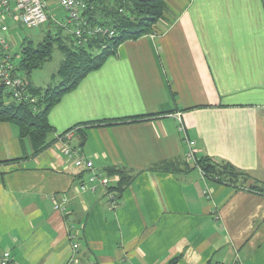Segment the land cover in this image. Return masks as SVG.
<instances>
[{
	"label": "crops",
	"instance_id": "0c3cea01",
	"mask_svg": "<svg viewBox=\"0 0 264 264\" xmlns=\"http://www.w3.org/2000/svg\"><path fill=\"white\" fill-rule=\"evenodd\" d=\"M167 3L152 33L122 42L48 115L51 140L75 127L72 144L96 169L129 173L117 207L79 190L62 143L35 153L17 125L0 122V249L18 261L264 264V191L249 188L264 189V0ZM66 18L55 19L59 32ZM51 19L22 45L51 33ZM8 22L11 50L18 24ZM180 118L198 157L230 163L249 182L211 180L187 164ZM167 162L175 166L155 168Z\"/></svg>",
	"mask_w": 264,
	"mask_h": 264
},
{
	"label": "trees",
	"instance_id": "16d2710c",
	"mask_svg": "<svg viewBox=\"0 0 264 264\" xmlns=\"http://www.w3.org/2000/svg\"><path fill=\"white\" fill-rule=\"evenodd\" d=\"M91 3L93 8L87 12L90 21L113 27V37H99L83 46H77L72 36L68 42H64L61 31L58 34L49 33L37 44L29 42L21 47L19 70L25 71L30 97L17 101L0 83V122L17 125L21 140H30L35 153L56 141V138H49L54 127L50 124L48 115L61 97L74 89L88 73L100 68L122 42L152 33L168 10L167 0H91ZM56 46L64 53V59L57 72L61 82L45 88L34 86L29 81V74L33 69L42 67L51 60ZM173 165L174 163L167 162L155 168L166 170L171 169ZM198 166L207 176L218 182L242 185L250 180L247 172L227 162H213L204 157L199 158ZM104 171L111 176H120L118 192H122L123 187L132 180L124 169L107 167ZM79 177L80 172L77 178ZM249 188L264 191L263 187L254 184Z\"/></svg>",
	"mask_w": 264,
	"mask_h": 264
},
{
	"label": "built area",
	"instance_id": "2783aa9c",
	"mask_svg": "<svg viewBox=\"0 0 264 264\" xmlns=\"http://www.w3.org/2000/svg\"><path fill=\"white\" fill-rule=\"evenodd\" d=\"M66 12L65 22H59L61 28L73 27L72 38L75 45L83 46L91 40L99 37H113L115 30L113 27L104 24H94L90 21L87 12L93 8L91 0H56ZM52 15L49 13V0H0V83L4 85L17 101H23L30 97L28 92V82L25 76L19 73V64L14 61V55L10 50L7 35L10 31L9 20L27 28H39L45 24ZM55 22H57L55 20ZM179 130L184 134L187 149L185 158L188 163L198 167L205 177L207 176L201 167L198 166L199 158L196 152V141L189 138L183 122L180 118ZM76 129L58 134L56 141L63 144V152L66 158L80 172L78 178V188L81 192L101 191L113 207H117L120 202L118 185L119 175H109L104 170L95 168L93 160L85 155L79 146L72 144L76 135ZM204 193H210L206 188ZM56 209H64L62 203H56ZM73 247L79 249L76 233H70ZM72 258L67 264H74ZM0 264H24L18 261L9 249H0Z\"/></svg>",
	"mask_w": 264,
	"mask_h": 264
},
{
	"label": "rangeland",
	"instance_id": "374dc122",
	"mask_svg": "<svg viewBox=\"0 0 264 264\" xmlns=\"http://www.w3.org/2000/svg\"><path fill=\"white\" fill-rule=\"evenodd\" d=\"M49 12L52 14V22H49L47 25L49 27H44L43 29L46 31V33L49 32V28L51 31V34H58V27H56L55 19L61 21L65 15L66 12L64 9L58 4L56 0H49ZM55 17V18H54ZM39 28H27L22 25L18 24L17 30L14 31L13 34V42L15 43L14 46L11 48V52L14 55V61L16 64L20 63L21 60V47H22V40L23 38L30 37L32 33H35L38 31ZM73 27L68 26L67 28L63 29L61 35H62V41L68 42L70 36H72ZM1 48V45H0ZM64 58V53L55 47L53 51V56L51 60L47 61L42 67L35 68L31 71L28 78L31 81V83L38 84L40 86L47 87V86H56L61 82V77L57 75L58 69L61 65V62ZM19 73L25 76L24 70H19ZM55 75V76H54ZM73 143L77 144L76 140H73Z\"/></svg>",
	"mask_w": 264,
	"mask_h": 264
}]
</instances>
